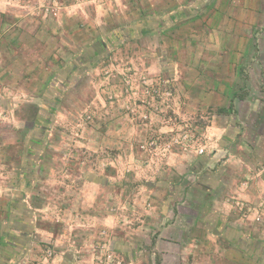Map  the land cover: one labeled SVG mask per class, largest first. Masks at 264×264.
<instances>
[{
    "label": "crops",
    "instance_id": "1",
    "mask_svg": "<svg viewBox=\"0 0 264 264\" xmlns=\"http://www.w3.org/2000/svg\"><path fill=\"white\" fill-rule=\"evenodd\" d=\"M22 1L26 0H0V114L8 119L7 123L0 119V165L6 167L0 171V191L2 196L10 194L6 190L17 191L18 197L13 203L16 216L8 225L10 230L0 232V258H12L10 261L20 264V256L24 258L31 244L29 257L35 259L33 247L41 241L52 245V262L56 264H92L91 251L84 253L90 248L81 244L89 243L91 226L114 228L118 224L115 221L121 220L101 212V196L85 198L83 187L95 185L92 181L74 189L64 188L63 194L77 196L71 200L49 196L39 204L36 199L41 179L53 182L59 171L54 173L50 168L42 172L30 147L36 142L30 139L29 149L21 152L16 133L20 115H32L36 99L43 101L55 95L53 81L46 88L48 76L40 77L46 72L42 66L54 58L61 64L57 54L86 44L91 40L89 35L96 33L95 40L102 44L96 29H105L102 25L110 24L107 22L110 16L115 17L113 12L124 7L144 35L136 60L142 70L170 81L174 107L187 115L216 110L206 125L214 135L216 149L198 159L176 160L165 175L157 176L161 184L151 182L133 193L136 222L124 225V232L121 225L122 229L112 230L114 254L124 264H155L156 260L159 264H264V218L244 219L231 200L235 197L254 204L264 197V0H114L110 6L91 10L83 5L88 0H66L83 6L79 12L60 13V17L21 9ZM133 2L139 6L136 3L130 9ZM10 20L12 24L5 27ZM52 20L59 24L57 30L51 27ZM93 44L91 40L93 53L75 55L70 70L74 72L64 70L61 79L67 82L82 76L85 66L94 65L89 56L102 48ZM76 95L98 107L94 93L87 95L78 87ZM44 102L40 107H50ZM59 113L65 116L68 110L61 108ZM109 118L104 116L89 129L108 125ZM126 125L140 137L144 136L142 130H147L133 123ZM41 157L43 161L55 160ZM11 162H16L17 172L10 186L5 180L14 170L9 168ZM70 175L67 172L65 176ZM21 183L23 188L15 189ZM105 192L110 196L108 189ZM38 211H47L50 218L42 222L37 219ZM8 247L12 251H6Z\"/></svg>",
    "mask_w": 264,
    "mask_h": 264
},
{
    "label": "rangeland",
    "instance_id": "2",
    "mask_svg": "<svg viewBox=\"0 0 264 264\" xmlns=\"http://www.w3.org/2000/svg\"><path fill=\"white\" fill-rule=\"evenodd\" d=\"M76 1L81 2V0ZM112 1L114 0H88L89 3H83V5L91 10L94 6L99 8L105 7L106 4L110 6ZM63 2L68 6H65ZM75 2L72 5L73 3H68L66 0H46L45 2L26 0L20 2L22 5L20 8L40 15L53 14L58 17L60 13L72 14L81 11L83 5H76ZM136 3L139 6V2H133L130 9ZM70 4L71 6H69ZM113 14L115 17L110 16V22H107L110 24L102 25L105 29L95 28L99 31L98 35H100L104 47L95 40L97 39L96 33L87 36L94 41L95 47L101 46L102 49L99 48L97 54H92L94 57L89 56L91 57L89 62L94 65L83 68L81 74L82 76L84 73L86 74L84 75L85 79L80 74L67 82L61 78L66 74L64 70L70 72L73 69L72 63L76 61L73 58L75 55L78 56V53L82 52L88 55L93 53L91 40L84 45H76L74 42L76 47L73 50L63 51L62 55L58 53L57 55L61 56L58 62L61 64H57V58H54L42 66L46 72L40 77L48 76L46 88L51 85L50 81H53L55 95L50 99H43V101L40 97L36 99L37 106L35 109L32 108L33 114L28 112L20 115L22 120L19 123L20 129L16 133L20 137L19 149L21 152L29 149L28 141L30 139L36 142L35 146L30 147L36 156L38 168L42 165V172H49L50 168L54 170V173H56L55 170L59 171L54 175L53 182H48V178L41 179L42 183L38 186L40 191H38L36 199L39 204L46 201V197L49 196L54 199L63 197L65 201L71 200L77 196L63 194L64 188L74 189L92 181L95 185L87 184L83 187L84 191L86 190L85 198L101 196V201L98 198L100 201L98 207L101 212L104 215H114V218L117 217L118 220L121 219L115 221L118 224L114 228L103 224L91 226L94 229L90 228L89 243L81 242V244L83 248H90H86L84 253L87 254V250L91 251L92 264H124L123 259L114 254L110 241L112 240V230L119 228L118 225H121L124 232V225L136 222L134 221L136 216L132 215V213H137L134 210L135 207L137 208V204L133 201L134 192L147 187L151 182L161 184L157 176L164 173L168 167H173L177 163L176 160L198 159L210 152L213 153V150L216 149V145L213 144L214 135L207 128L216 110L210 109L200 114L187 115L176 109L173 104L175 96L170 81L152 72L142 70L139 60H136L141 55V43L144 35H141L139 26L132 20L133 14L124 7H121L120 10L117 9ZM10 22L11 20L5 27H9L12 24ZM52 22L51 27L57 30L59 24L55 20ZM87 48L90 49L87 50ZM88 72L90 74L87 76ZM78 78L81 79L80 83H76ZM91 79L94 83L90 81ZM78 87L81 92H86L87 95L94 93L98 107H95L89 100L81 98L82 93L81 97H77ZM68 94L72 97L68 98ZM90 98L92 97L90 96ZM77 99L80 101L75 104ZM44 101L49 102L50 107H40L41 103H45ZM61 108L68 110L65 116L59 113ZM106 109L110 110L105 112ZM114 109H117L118 113L112 116ZM104 116L111 117L108 125L100 126L94 130L89 129L92 125L103 121ZM0 119L5 123L8 121L5 114H0ZM113 122H115V128ZM127 123L139 125L143 129L147 128V130H142L144 136L140 137L139 132L127 129ZM151 125L154 126L150 129ZM30 126L31 128L28 129ZM111 137L116 142L111 140ZM41 156L46 158L49 156L48 160L50 158L55 160L43 161ZM2 165H0V171L6 169ZM9 168L11 170L14 168V170L5 180L8 185L17 172L16 162L13 164L11 162ZM171 169L175 171L174 168ZM65 170H68L67 172L72 174V177L71 175L65 176L67 174V172H63ZM83 171L86 174L81 176ZM76 173L81 177L76 178ZM43 177H45L44 173H42ZM1 182L2 178L0 177V185ZM23 184L14 188L21 189ZM47 188L51 189L50 193ZM106 189L109 190L110 196L106 194ZM6 191H9L10 194L2 196V191H0V232L1 230H10L8 225L13 223L16 216L14 204L18 198L16 197L17 191L15 193H11V190ZM54 191H56L55 196ZM24 196L22 195V197ZM231 200L236 202L237 211L244 219L264 218V197L254 204L235 197ZM38 214L40 216H37V219L40 218L42 222L50 218L47 211H38ZM30 216L32 217L29 214ZM126 220L131 222H125ZM3 221H6L4 225ZM76 243L73 242V245ZM35 245L32 253L36 255V258L29 257L32 248L30 244L29 251L28 249L24 251V253L26 252L24 258L23 255L20 256L18 260L20 264H56L52 262L54 249L50 243L38 241ZM5 250L12 251V247L5 248ZM22 258L23 260L20 261ZM11 259L5 258L3 261L0 258V264H14L16 260L12 262Z\"/></svg>",
    "mask_w": 264,
    "mask_h": 264
},
{
    "label": "trees",
    "instance_id": "3",
    "mask_svg": "<svg viewBox=\"0 0 264 264\" xmlns=\"http://www.w3.org/2000/svg\"><path fill=\"white\" fill-rule=\"evenodd\" d=\"M155 264H159V262L156 260V263Z\"/></svg>",
    "mask_w": 264,
    "mask_h": 264
},
{
    "label": "built area",
    "instance_id": "4",
    "mask_svg": "<svg viewBox=\"0 0 264 264\" xmlns=\"http://www.w3.org/2000/svg\"><path fill=\"white\" fill-rule=\"evenodd\" d=\"M107 256L109 257L110 255L108 254Z\"/></svg>",
    "mask_w": 264,
    "mask_h": 264
}]
</instances>
